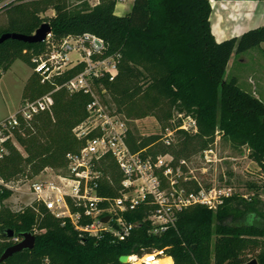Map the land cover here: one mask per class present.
<instances>
[{
	"label": "trees",
	"instance_id": "obj_1",
	"mask_svg": "<svg viewBox=\"0 0 264 264\" xmlns=\"http://www.w3.org/2000/svg\"><path fill=\"white\" fill-rule=\"evenodd\" d=\"M117 1L99 0L90 6L80 0L73 6L71 0H12L0 9L7 16L0 36L6 32L31 35L48 22L55 41L86 32L104 38L105 54L117 57L119 67L115 80L104 81L110 106L131 119L168 107L192 113L198 122L196 134L181 131L182 140L171 146L164 145L159 134L131 130L128 143L133 151L146 149L154 155L171 153L179 158L189 150L208 147L219 131L234 146H247L264 171V100L226 76L234 52L241 54L264 43V25L218 41L211 27V0H134L125 15L115 13ZM49 9L54 14L47 17ZM43 48V42L13 38L0 43V77L17 59L33 67V55ZM77 71H69L58 81ZM52 89L33 72L23 100ZM53 97L50 109L16 132L24 153L12 141L6 143L8 152L0 159V175L5 180L33 177L46 167H65L67 153L82 147L73 128L86 117L90 96L62 88ZM170 117L168 112L165 118ZM103 169L113 183L105 178L99 194L118 197L122 175L116 163L108 157ZM12 193L10 189L0 193V237H6L5 230L11 228L16 235L32 232L36 242L33 249L17 252L0 264H130L122 263L120 256L142 257L156 251L172 257L174 264H243L253 258L264 264V207L258 196L228 197L216 211L192 206L179 213L175 226L158 235L150 232L148 219L154 205L142 203L124 212L134 226L119 239L111 231L100 236L82 233L69 219L63 223L39 204L14 211L4 204ZM13 244L11 240L0 244V256Z\"/></svg>",
	"mask_w": 264,
	"mask_h": 264
},
{
	"label": "built area",
	"instance_id": "obj_2",
	"mask_svg": "<svg viewBox=\"0 0 264 264\" xmlns=\"http://www.w3.org/2000/svg\"><path fill=\"white\" fill-rule=\"evenodd\" d=\"M11 1L0 0V9ZM42 42L43 50L32 57L33 70L42 84H50L53 89L35 99L24 100L18 110L0 120V159L8 152L6 143L22 130L23 125L52 107L53 94L57 90L83 92L90 96V101L86 117L73 128L75 137L83 141L82 147L67 153L61 173H48L32 180L29 191L34 204L31 206H44L55 217L63 219V223L69 219L82 233L100 236L111 231L124 239L134 224L127 222L123 214L142 203L154 205L148 219L150 232L158 235L175 226L183 210L195 205L217 208L230 195L227 190L203 185L196 176L183 177V166L189 168L185 158L176 161L171 153L154 155L146 149H131L128 143L131 119L113 110L108 103L110 94L104 81L115 80L119 67L117 57L105 54L107 43L104 38L86 32L55 41L51 32ZM74 69L78 71L73 76L58 81ZM177 131L197 133L196 117L178 112L171 126L159 133L164 145L174 144ZM212 154H215L213 148L205 150L206 163L214 160ZM108 157L114 160L122 175L118 197L101 196L98 192L105 178L113 183L103 169V162ZM186 181H191L190 185H186ZM4 189L13 190V187L0 175V193ZM105 215H110L106 223L102 221ZM84 220L89 221L84 223ZM16 237L20 236L12 239Z\"/></svg>",
	"mask_w": 264,
	"mask_h": 264
},
{
	"label": "rangeland",
	"instance_id": "obj_3",
	"mask_svg": "<svg viewBox=\"0 0 264 264\" xmlns=\"http://www.w3.org/2000/svg\"><path fill=\"white\" fill-rule=\"evenodd\" d=\"M84 1L88 2L90 6H94L99 2V0ZM120 1L123 0H118L117 3H120ZM129 1L130 0H125L124 2L127 4ZM79 2L80 0H71L73 6ZM53 12L54 10L49 9L45 13V16H52ZM6 23V13L0 10V26ZM241 54H238L237 58H235L236 54H234L231 61L232 67L227 69L226 76L228 79L238 76L240 81H238V83L243 89L252 94L255 89L261 99L264 100V86L259 84L256 75L259 69H264V43L261 47L257 46L250 51ZM242 56L247 58V63L243 64L240 62ZM33 72V67L30 64L22 59H17L5 72L2 73V76L0 77V120L18 110L24 101L23 92L25 85ZM251 76L256 77L258 84L255 83V81V84L253 85V83L249 81ZM111 108L117 111L114 106H111ZM168 112H171V117L166 119L165 117ZM178 112L185 111H179L176 109L170 110V108L165 107L164 109L152 111L150 115L141 119L128 118L131 119L130 126L134 132L141 135H151L159 134L161 131H164L167 126H171L172 120ZM164 125L166 126L164 127ZM182 138L183 133L177 131L174 135V144L179 143ZM11 141L24 153V149L18 142L16 134L12 137ZM208 148H213L215 153L212 154L214 160L210 163H206L205 160V150ZM181 158H185L189 163V168L183 166V177L185 175L191 177L196 176L198 180L207 187H213L218 190H227L230 195L224 198V202L226 198L234 195H239L247 199L258 196L262 200V206L264 207V171L259 164L251 158L250 150L247 146L236 147L228 138L224 137L222 133L217 131L214 141L208 147L204 149L189 150L186 156L179 158L175 157V160L177 161ZM46 168H48V171ZM46 168L33 177L22 176L19 179L10 181L4 179L13 187L12 195L4 201V204L14 211L23 210L31 206V203L34 204L33 196L29 191L32 180L39 179L48 173H61L64 170V167L58 169L52 167ZM190 169L192 172H190ZM182 182H184V179ZM190 182L186 181L185 184L190 185ZM191 185H193V183H191ZM224 202L221 205H223ZM221 205L217 208H213V210L216 211ZM109 223L108 227L111 226V221ZM10 240L16 243L21 239L20 237H16L13 240L10 237L7 238L1 236L0 244ZM153 253H156L160 258L166 256L162 251H156ZM135 256L141 260L144 259L147 254L142 257L138 255Z\"/></svg>",
	"mask_w": 264,
	"mask_h": 264
},
{
	"label": "crops",
	"instance_id": "obj_4",
	"mask_svg": "<svg viewBox=\"0 0 264 264\" xmlns=\"http://www.w3.org/2000/svg\"><path fill=\"white\" fill-rule=\"evenodd\" d=\"M124 1L125 0L116 4L115 13L117 15H125L131 11L134 0H130L127 4ZM211 5V27L218 41L231 37H240L249 29L264 25V0H211ZM250 50L251 49L248 51ZM234 54H236L235 58L238 57V53L235 52L232 54L227 69L232 67L231 61ZM240 62L245 64L248 60L246 57L242 56L240 58ZM256 75L259 84L264 86V69H259ZM234 78L239 81L238 76H234ZM249 81L252 82L253 85L255 83L258 84L255 76H251ZM253 94L261 99L255 89Z\"/></svg>",
	"mask_w": 264,
	"mask_h": 264
},
{
	"label": "water",
	"instance_id": "obj_5",
	"mask_svg": "<svg viewBox=\"0 0 264 264\" xmlns=\"http://www.w3.org/2000/svg\"><path fill=\"white\" fill-rule=\"evenodd\" d=\"M51 25L48 22H44L34 34L31 35H26V34H21V33H15V32H6L0 36V43L3 41L13 38V39H18L22 40L25 42H30V43H39L42 42L46 39L47 35L51 33ZM110 219V215H105L102 218L103 222H108ZM4 235L6 237H14L16 236V232L11 229L7 228L4 232ZM18 236L21 237V240L14 243L13 245L7 247L3 253L0 256V262H3L7 260L9 257H11L13 254L26 250V249H33L35 246L36 242V236L30 231H24L20 232ZM120 261L122 263H130V255L124 254L120 256ZM243 264H258V261L256 258L251 259L248 262H245Z\"/></svg>",
	"mask_w": 264,
	"mask_h": 264
},
{
	"label": "bare ground",
	"instance_id": "obj_6",
	"mask_svg": "<svg viewBox=\"0 0 264 264\" xmlns=\"http://www.w3.org/2000/svg\"><path fill=\"white\" fill-rule=\"evenodd\" d=\"M131 264H174L170 256L158 257L156 253L147 254L144 259L139 260L135 255L130 256Z\"/></svg>",
	"mask_w": 264,
	"mask_h": 264
}]
</instances>
